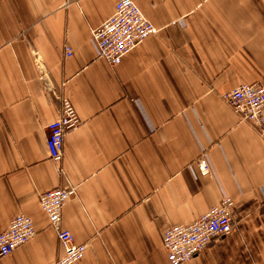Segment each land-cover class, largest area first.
I'll return each mask as SVG.
<instances>
[{"label":"crops","instance_id":"crops-1","mask_svg":"<svg viewBox=\"0 0 264 264\" xmlns=\"http://www.w3.org/2000/svg\"><path fill=\"white\" fill-rule=\"evenodd\" d=\"M117 1L0 0V232L18 214L36 228L0 264L63 254L39 201L60 186L76 188L63 227L90 243L74 264H170L163 232L224 197L237 228L182 264H264V132L223 99L264 83V0H134L158 33L111 65L91 31ZM64 97L81 122L60 172L47 139Z\"/></svg>","mask_w":264,"mask_h":264},{"label":"built area","instance_id":"built-area-1","mask_svg":"<svg viewBox=\"0 0 264 264\" xmlns=\"http://www.w3.org/2000/svg\"><path fill=\"white\" fill-rule=\"evenodd\" d=\"M158 33V28L146 17L134 0H118L113 14L91 31L100 57L111 65L122 58L146 38ZM68 55L72 54L66 46ZM223 99L237 112L240 120L247 121L264 132V83H244L223 94ZM80 117L68 97L62 99L59 116L48 125L47 148L50 158L63 172L64 142L68 131L80 124ZM203 174L210 168L205 156L198 162ZM76 193L74 187H56L39 196L50 226L56 231L63 250L54 264H74L86 254L90 243H77L72 232L63 227V210L68 199ZM264 198V188H263ZM235 203L224 197L220 204L190 224H175L162 234L163 246L170 264L190 262L198 253L229 235L237 226ZM36 234L33 218L16 215L6 230L0 232V259L10 255L16 248L30 241Z\"/></svg>","mask_w":264,"mask_h":264}]
</instances>
